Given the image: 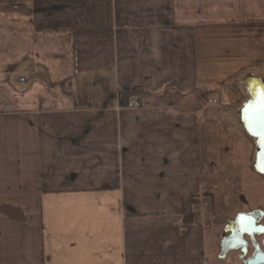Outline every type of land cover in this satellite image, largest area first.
<instances>
[{"label":"crops","instance_id":"1","mask_svg":"<svg viewBox=\"0 0 264 264\" xmlns=\"http://www.w3.org/2000/svg\"><path fill=\"white\" fill-rule=\"evenodd\" d=\"M242 74L264 78V0H0V264L209 263L244 211L207 95Z\"/></svg>","mask_w":264,"mask_h":264},{"label":"rangeland","instance_id":"2","mask_svg":"<svg viewBox=\"0 0 264 264\" xmlns=\"http://www.w3.org/2000/svg\"><path fill=\"white\" fill-rule=\"evenodd\" d=\"M245 76L246 74L239 75L235 80L226 84V86L223 85L217 89H213V93L207 96L210 104L216 102V104L225 105V108H223L227 110V113H225L226 119H229V122H231L228 124V127L232 130L234 128L242 139L243 169L241 172L243 194L241 200L243 202V209L241 210L247 212L252 209L264 210V176L253 171L254 157L257 150L256 142L245 133L239 120L240 110L248 99L246 87L243 84V81L247 78ZM260 79L264 81V78ZM232 220L228 218L212 219L211 224L206 229L210 249V252L206 253L209 260L207 264H228V258L226 261L222 260L218 257V254L220 252V243L225 235H227V223ZM231 258L230 255L229 259Z\"/></svg>","mask_w":264,"mask_h":264},{"label":"flooded vegetation","instance_id":"3","mask_svg":"<svg viewBox=\"0 0 264 264\" xmlns=\"http://www.w3.org/2000/svg\"><path fill=\"white\" fill-rule=\"evenodd\" d=\"M255 211H260L261 213L259 216L252 219L251 223H253V225H250L248 223L249 220H246L234 226L231 222H233L236 217L227 223V235H225L224 238H227L231 234L235 235L238 245L237 248L230 250L224 257H221L220 243L218 257L225 261L228 258V264H264V231H260V229H264V210L252 209L243 213L249 214ZM230 255L232 260L229 259Z\"/></svg>","mask_w":264,"mask_h":264},{"label":"water","instance_id":"4","mask_svg":"<svg viewBox=\"0 0 264 264\" xmlns=\"http://www.w3.org/2000/svg\"><path fill=\"white\" fill-rule=\"evenodd\" d=\"M243 84L246 87V94H248V99L246 103L242 106L240 110V123L247 135L250 138H253L256 142L257 150L255 153V159L253 163V171L256 173L264 176V134H261L260 131L257 130L256 125L249 123V106L251 102L255 99L257 93L264 91V81H262L260 78L256 77H247ZM260 211H255L249 214L240 213L236 216L233 222H231L232 225L237 226L240 222H244L246 220H249L248 223L250 225H253L251 223L252 219L254 217H257L260 215ZM243 218V219H242ZM237 238L235 235H230L227 238H224L221 242V257H224L227 252H229L232 249L237 248L236 243Z\"/></svg>","mask_w":264,"mask_h":264},{"label":"trees","instance_id":"5","mask_svg":"<svg viewBox=\"0 0 264 264\" xmlns=\"http://www.w3.org/2000/svg\"><path fill=\"white\" fill-rule=\"evenodd\" d=\"M210 94L213 93V90L209 91ZM132 95H136L138 96V99L143 103L142 95L143 92L141 90V88L139 87H132V88H122L120 90V94H119V104L120 106L124 107L126 102H127V98H129ZM199 197L198 196H189L187 198H185V214L187 217V220L191 223L194 221L195 218V211H197L198 207H199Z\"/></svg>","mask_w":264,"mask_h":264},{"label":"snow or ice","instance_id":"6","mask_svg":"<svg viewBox=\"0 0 264 264\" xmlns=\"http://www.w3.org/2000/svg\"><path fill=\"white\" fill-rule=\"evenodd\" d=\"M248 118L250 125L255 124L257 130L264 134V91L257 93L251 102ZM260 231H264V229H260Z\"/></svg>","mask_w":264,"mask_h":264},{"label":"built area","instance_id":"7","mask_svg":"<svg viewBox=\"0 0 264 264\" xmlns=\"http://www.w3.org/2000/svg\"><path fill=\"white\" fill-rule=\"evenodd\" d=\"M127 99L128 100H127L124 108H126V109H140L143 107V103L138 99V96L132 95Z\"/></svg>","mask_w":264,"mask_h":264},{"label":"bare ground","instance_id":"8","mask_svg":"<svg viewBox=\"0 0 264 264\" xmlns=\"http://www.w3.org/2000/svg\"><path fill=\"white\" fill-rule=\"evenodd\" d=\"M262 176V175H261Z\"/></svg>","mask_w":264,"mask_h":264}]
</instances>
